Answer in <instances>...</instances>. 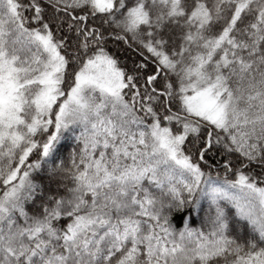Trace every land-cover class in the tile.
Masks as SVG:
<instances>
[{
	"label": "snow or ice",
	"instance_id": "snow-or-ice-1",
	"mask_svg": "<svg viewBox=\"0 0 264 264\" xmlns=\"http://www.w3.org/2000/svg\"><path fill=\"white\" fill-rule=\"evenodd\" d=\"M0 264H264V0H0Z\"/></svg>",
	"mask_w": 264,
	"mask_h": 264
}]
</instances>
